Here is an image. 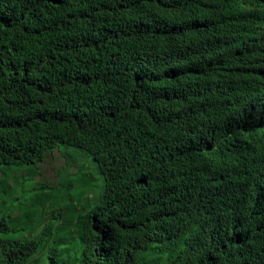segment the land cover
<instances>
[{
  "label": "trees",
  "instance_id": "trees-1",
  "mask_svg": "<svg viewBox=\"0 0 264 264\" xmlns=\"http://www.w3.org/2000/svg\"><path fill=\"white\" fill-rule=\"evenodd\" d=\"M0 264H264V0H0Z\"/></svg>",
  "mask_w": 264,
  "mask_h": 264
},
{
  "label": "rangeland",
  "instance_id": "rangeland-1",
  "mask_svg": "<svg viewBox=\"0 0 264 264\" xmlns=\"http://www.w3.org/2000/svg\"><path fill=\"white\" fill-rule=\"evenodd\" d=\"M67 154L70 156L69 160L64 153L57 151L51 158L52 160L35 166L34 171L28 169L16 171L13 180L17 181V196L20 200L29 202V199L36 196L42 186H44L46 189L53 190L55 199L58 201L57 194L64 190L66 186L69 187V185L72 197L80 206L78 210L82 209L83 205L87 206L89 204L88 200L90 197L96 198L102 192L104 177L97 170L91 160V156L83 155L74 149H69ZM21 185L22 188L20 187ZM82 191L83 193L81 194ZM67 203H69V200ZM67 203L58 201L57 205H65L62 211L65 212L67 209L69 212ZM57 205L54 206L53 212L56 211L58 213L60 211ZM80 245L81 239L77 237L68 247L63 248L67 260L74 257L75 251Z\"/></svg>",
  "mask_w": 264,
  "mask_h": 264
}]
</instances>
